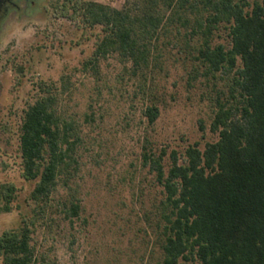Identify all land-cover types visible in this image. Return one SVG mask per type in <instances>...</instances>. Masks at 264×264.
<instances>
[{"label": "trees", "instance_id": "trees-1", "mask_svg": "<svg viewBox=\"0 0 264 264\" xmlns=\"http://www.w3.org/2000/svg\"><path fill=\"white\" fill-rule=\"evenodd\" d=\"M54 11L79 28L100 29L82 64L95 78L100 61L112 55L144 76L160 66L159 46L172 45L190 62V78L211 85L209 130L217 141L203 150L195 143L182 155L171 151L167 167L164 149L155 152L146 138L141 149V166L163 195L156 208L160 264H264V0H125L120 9L57 0ZM222 28L226 45L214 43ZM67 87L63 77L59 93L41 89L23 112L20 169L25 181L35 182L34 208L30 219L0 235V264H38L35 224L52 207L58 187L70 190L78 172L83 143L60 99ZM142 114L152 126L159 117L157 101L146 104ZM14 193L11 185L0 186V213L11 211ZM69 197L62 205L71 220L78 217L80 202Z\"/></svg>", "mask_w": 264, "mask_h": 264}, {"label": "rangeland", "instance_id": "rangeland-1", "mask_svg": "<svg viewBox=\"0 0 264 264\" xmlns=\"http://www.w3.org/2000/svg\"><path fill=\"white\" fill-rule=\"evenodd\" d=\"M85 1L120 9L125 0ZM56 2L16 0L0 14V186L11 185L15 192L11 211L0 213V235L17 229L22 218L30 219L34 208L35 182L25 181L20 169L23 112L41 89L59 93L65 77L68 87L60 99L83 144L70 190L60 185L45 218L35 224L32 246L38 264H160L156 208L163 195L141 166V149L145 138L155 152L164 149L167 167L171 151L182 155L190 145L203 150L217 141L209 130L211 85L190 78V62L180 46L172 45L159 46L161 64L144 76L112 55L100 61L95 78L82 64L94 51L100 29L88 31L55 16ZM227 42L222 28L214 43ZM152 99L159 117L148 126L142 111ZM71 194L80 212L68 220L62 203Z\"/></svg>", "mask_w": 264, "mask_h": 264}, {"label": "flooded vegetation", "instance_id": "flooded-vegetation-1", "mask_svg": "<svg viewBox=\"0 0 264 264\" xmlns=\"http://www.w3.org/2000/svg\"><path fill=\"white\" fill-rule=\"evenodd\" d=\"M16 0H0V14L4 11L7 12L8 9L12 6L15 5Z\"/></svg>", "mask_w": 264, "mask_h": 264}]
</instances>
